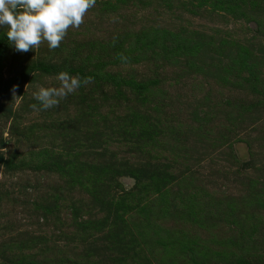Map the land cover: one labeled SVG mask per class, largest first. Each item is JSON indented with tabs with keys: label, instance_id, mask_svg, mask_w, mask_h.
Wrapping results in <instances>:
<instances>
[{
	"label": "rangeland",
	"instance_id": "374dc122",
	"mask_svg": "<svg viewBox=\"0 0 264 264\" xmlns=\"http://www.w3.org/2000/svg\"><path fill=\"white\" fill-rule=\"evenodd\" d=\"M6 32L0 264H264V0H96L54 50ZM61 71L81 86L44 110Z\"/></svg>",
	"mask_w": 264,
	"mask_h": 264
},
{
	"label": "clouds",
	"instance_id": "9594fccd",
	"mask_svg": "<svg viewBox=\"0 0 264 264\" xmlns=\"http://www.w3.org/2000/svg\"><path fill=\"white\" fill-rule=\"evenodd\" d=\"M95 5L96 0H0V27H7V39L18 52L34 50L44 42L54 50L68 29L78 28ZM56 78L58 87L40 86L34 93L44 110L57 106L60 98L75 92L82 83L67 71L59 72Z\"/></svg>",
	"mask_w": 264,
	"mask_h": 264
}]
</instances>
